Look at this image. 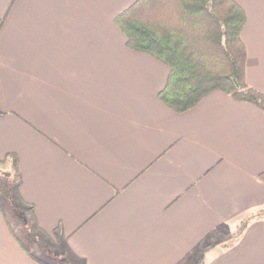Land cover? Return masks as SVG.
<instances>
[{"label": "crops", "instance_id": "0c3cea01", "mask_svg": "<svg viewBox=\"0 0 264 264\" xmlns=\"http://www.w3.org/2000/svg\"><path fill=\"white\" fill-rule=\"evenodd\" d=\"M134 1L0 0V162L17 159V198L73 264H198L208 243L202 264H264V215L238 233L264 209V113L220 91L169 109L167 67L113 24ZM235 1L245 79L264 93V0ZM11 229L0 210V264H42Z\"/></svg>", "mask_w": 264, "mask_h": 264}, {"label": "trees", "instance_id": "16d2710c", "mask_svg": "<svg viewBox=\"0 0 264 264\" xmlns=\"http://www.w3.org/2000/svg\"><path fill=\"white\" fill-rule=\"evenodd\" d=\"M244 22V10L235 0H135L113 17L129 50L147 54L167 67L157 96L175 113L193 108L213 91L250 103L264 113V93L245 79L246 52L240 37ZM7 158L17 177V191V159L11 154ZM263 215L261 209L243 220L238 233L251 219ZM212 246L208 243L202 248L198 264Z\"/></svg>", "mask_w": 264, "mask_h": 264}, {"label": "rangeland", "instance_id": "374dc122", "mask_svg": "<svg viewBox=\"0 0 264 264\" xmlns=\"http://www.w3.org/2000/svg\"><path fill=\"white\" fill-rule=\"evenodd\" d=\"M8 160V159H7ZM5 165L0 162V202L2 211L7 217L9 227L15 234L23 237L34 254L49 264H73L62 252L60 244L53 243L42 236L34 227L29 209L17 198L15 189L16 174L8 160Z\"/></svg>", "mask_w": 264, "mask_h": 264}]
</instances>
